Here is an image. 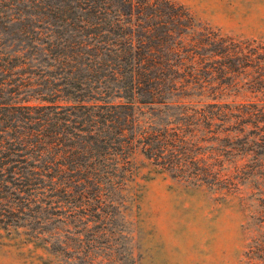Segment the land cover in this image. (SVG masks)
<instances>
[{"label": "rangeland", "instance_id": "374dc122", "mask_svg": "<svg viewBox=\"0 0 264 264\" xmlns=\"http://www.w3.org/2000/svg\"><path fill=\"white\" fill-rule=\"evenodd\" d=\"M168 1L199 29L264 42V0ZM125 16L117 26V0H0V59L15 50L10 63H22L5 78L18 92H0V141L9 146L0 153V264H242L250 189H215L192 172L200 152L192 140L188 151L172 149L187 166L171 169L136 138L121 146L117 47L131 24ZM132 22L134 42L147 41L145 17ZM181 92L155 97L213 101ZM84 98L101 105H79Z\"/></svg>", "mask_w": 264, "mask_h": 264}, {"label": "trees", "instance_id": "16d2710c", "mask_svg": "<svg viewBox=\"0 0 264 264\" xmlns=\"http://www.w3.org/2000/svg\"><path fill=\"white\" fill-rule=\"evenodd\" d=\"M124 14L128 18L125 21L131 24L124 23L127 35H119L121 43L117 47V98L124 101L117 103V107L124 108V113L117 110L121 146H131L136 138L148 158L171 169L185 166L175 154L188 151L190 147L185 144L194 141L200 152L196 153L192 172L200 171L201 178L215 189L229 193L241 187L250 189L246 222L249 234L242 264H264V42L199 29L189 12L168 0H117V26H122L118 23ZM134 15L145 17L143 34L147 41L134 42ZM150 38L153 44L148 41ZM13 51L12 57L0 59L4 72L0 92L9 94L17 93L20 85L10 84L5 78L14 72L11 69L22 71L18 67L22 63H10L9 59L15 60ZM173 58L175 63L171 62ZM172 71L179 79L167 77ZM182 88L187 94H206L213 101L175 103L174 96L168 100L155 97L162 90L173 89L179 92V98ZM239 95L248 98L220 100ZM80 100L81 106L101 105L88 104L85 98ZM143 108H147L143 112L146 119L140 120L137 114ZM2 129L1 126L0 137ZM8 147L2 148L0 141L2 155ZM174 148L176 153L172 152ZM8 152L11 154L12 150ZM193 176L197 178L196 174ZM3 178L0 172V179ZM82 178L90 179L83 173Z\"/></svg>", "mask_w": 264, "mask_h": 264}]
</instances>
